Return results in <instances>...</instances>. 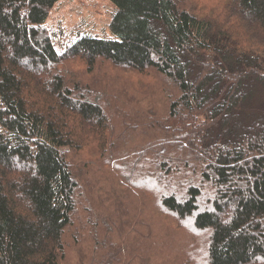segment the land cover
Instances as JSON below:
<instances>
[{
	"label": "trees",
	"instance_id": "1",
	"mask_svg": "<svg viewBox=\"0 0 264 264\" xmlns=\"http://www.w3.org/2000/svg\"><path fill=\"white\" fill-rule=\"evenodd\" d=\"M58 1L0 0V264H264V0H112L63 52Z\"/></svg>",
	"mask_w": 264,
	"mask_h": 264
},
{
	"label": "rangeland",
	"instance_id": "2",
	"mask_svg": "<svg viewBox=\"0 0 264 264\" xmlns=\"http://www.w3.org/2000/svg\"><path fill=\"white\" fill-rule=\"evenodd\" d=\"M117 9V5L112 0H59L44 23L53 33L54 46L59 52H63L85 36L115 38L112 23ZM187 232L184 238L174 237L170 240L173 246L166 248L171 251L164 253L166 257L161 261L162 263L178 262L182 254L190 255L195 259L190 243H183L193 240L194 243L199 244L201 235L190 229Z\"/></svg>",
	"mask_w": 264,
	"mask_h": 264
}]
</instances>
